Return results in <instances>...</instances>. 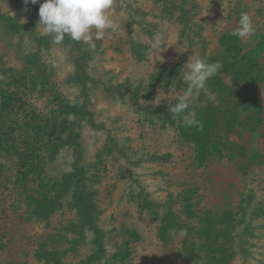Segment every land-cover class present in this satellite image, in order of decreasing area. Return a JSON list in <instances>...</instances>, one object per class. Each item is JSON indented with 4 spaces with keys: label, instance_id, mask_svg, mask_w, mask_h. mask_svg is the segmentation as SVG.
Here are the masks:
<instances>
[{
    "label": "rangeland",
    "instance_id": "374dc122",
    "mask_svg": "<svg viewBox=\"0 0 264 264\" xmlns=\"http://www.w3.org/2000/svg\"><path fill=\"white\" fill-rule=\"evenodd\" d=\"M39 7L0 0V14L22 26L13 33L0 20V264H190L185 233L167 225L170 214L199 226L216 222L224 210L254 217L252 235L230 264H264V84L234 82L225 71L233 59L221 43L237 39L241 56L255 57L264 70V0H114L116 30L95 41V50L76 41L39 45L36 38L50 39L38 25ZM241 13L253 23L250 38L232 34ZM157 36L159 48L153 47ZM190 58L222 64L190 106L222 115L223 100L257 101L261 120L254 132L236 127L221 154L202 165L176 123L163 125L144 110L185 94L180 74ZM174 69L179 89L171 84ZM161 71L171 76L162 79L165 88L156 83ZM82 107L87 117L80 120ZM72 123L103 234L98 262L92 258L100 252L93 245L98 231L81 227L75 183H69L78 160ZM233 146L242 151L232 153Z\"/></svg>",
    "mask_w": 264,
    "mask_h": 264
},
{
    "label": "trees",
    "instance_id": "16d2710c",
    "mask_svg": "<svg viewBox=\"0 0 264 264\" xmlns=\"http://www.w3.org/2000/svg\"><path fill=\"white\" fill-rule=\"evenodd\" d=\"M0 20L7 22L10 28L16 29L13 33H18V30L20 31L22 29V26L12 23L1 14ZM35 40L39 45L45 47L49 44H53L51 37L50 39L36 38ZM46 40L47 42H45ZM221 43L222 46L226 48L227 54L233 59V66L231 68H226L225 71L229 72L234 82H242L250 87L264 84V70L259 68L258 64L254 61L255 57L250 58V56H241L242 47L237 39L226 37L221 40ZM75 44V41H72L69 37H65V40L61 45L67 47L71 45L74 46ZM130 49L133 55L137 56V58L143 59L144 56L141 48L131 44ZM172 72V74L175 75L172 77L171 84L179 89V72L177 69L172 70ZM164 77L171 78V76L161 71L156 80L157 85L161 86L160 88L167 87L166 81L162 82ZM177 102L178 99H175L169 106L161 104L156 108L145 107L144 110L154 114L156 120H159L163 125H173L176 123L182 138L193 145L195 159L200 165L206 163L210 158L214 157V155L221 154L222 149L226 148L225 142H227L228 135L232 134L236 127L238 128V126L240 127L243 125V127L254 132L261 122L259 114L257 113V101L250 103L247 100H244L243 104L235 106L233 103L223 100L224 113L222 115H219L216 109H211L210 107H198V105L193 104L182 114L173 117L169 109ZM238 107L241 108L242 117L239 116L240 113L236 109ZM244 112L247 115H243ZM85 113L86 108L82 107V111L79 113L80 120L87 117ZM185 119L194 120L196 123L194 125H188L184 122ZM67 122L68 121L64 118L62 120V126L66 125ZM76 124L77 123H72L69 129V140L72 143V152L78 156V160L75 162V170L73 174L69 176V183H75V194H77L81 206L79 215L81 227L98 231L96 232L99 241L93 245H99L98 248L100 252L92 256L94 262H98L102 259L101 254H105L102 240L103 234L96 224V209L92 202V193L88 191V172H86L85 168L80 165L81 160L79 158L81 157V143L79 133L77 130H74ZM222 141L223 143H221ZM229 150L232 153H237L241 152L242 148L233 146V148H230ZM255 209H258L257 206H255ZM258 214L262 215V212L260 211ZM240 215L241 217L238 218V211L235 213L233 210H224L221 213V216L218 217V220L214 222L215 224L207 219L205 223L203 222V224L199 226H193L181 223L176 214L171 213V220L167 225L170 224L177 234L180 232L185 233L183 241L185 250L183 252L190 264H230L235 255L234 251L240 252L243 250L242 247L245 246L246 241L245 237L251 236V232L254 229L253 226L250 225V222L254 219L252 214L250 215V219L249 214H247L246 211L242 210ZM259 215L256 218H259ZM198 219H201L200 221L202 222V218ZM247 219H249V221H247ZM247 222L249 223L247 224ZM242 226L245 227L242 228ZM164 232H167L166 223L162 229V233ZM195 241L197 242L194 243ZM56 256H61V254H52V257Z\"/></svg>",
    "mask_w": 264,
    "mask_h": 264
},
{
    "label": "clouds",
    "instance_id": "9594fccd",
    "mask_svg": "<svg viewBox=\"0 0 264 264\" xmlns=\"http://www.w3.org/2000/svg\"><path fill=\"white\" fill-rule=\"evenodd\" d=\"M29 3L40 4L38 25L55 45H61L65 37H69L72 41L82 42L89 49L95 50V41L103 39L105 33L110 34L117 27L111 15L114 0H43V3L40 0H24L25 6ZM238 24L239 27L232 33L234 36L245 39L254 35L255 29L249 14L241 13ZM153 47H162L159 36L155 38ZM190 61L185 64L186 71L180 74V79L188 88L169 109L173 117L185 112L190 106L191 98L204 90L206 82L222 68L220 62L210 64L199 58L194 61L190 58ZM184 122L188 125L196 123L191 119H185ZM154 190L155 186L149 189Z\"/></svg>",
    "mask_w": 264,
    "mask_h": 264
}]
</instances>
